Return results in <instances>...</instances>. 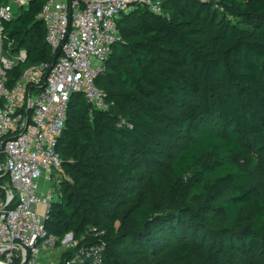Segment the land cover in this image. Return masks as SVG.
Segmentation results:
<instances>
[{"label":"trees","instance_id":"1","mask_svg":"<svg viewBox=\"0 0 264 264\" xmlns=\"http://www.w3.org/2000/svg\"><path fill=\"white\" fill-rule=\"evenodd\" d=\"M45 1L30 0L5 24L11 51L26 52L10 78L54 59L39 18ZM117 24L119 39L96 78L111 105L98 111L71 96L57 151L72 183L51 203L45 229L80 237L119 220L105 236L109 264H137L131 251L115 247L129 236L154 253L147 264H229L224 244L244 236V247L264 259V163L259 181L244 189L251 173L239 159L249 146L264 151V0H166L160 14L137 6ZM176 138L183 144L172 153ZM149 153L170 159L166 186L152 178L177 205L157 211L152 202L125 198L144 161L158 163L139 158ZM255 199L251 224L236 229ZM122 204L124 213L116 211ZM212 217L218 224L207 222ZM86 237L80 246L101 241ZM193 252H201L198 261L189 259Z\"/></svg>","mask_w":264,"mask_h":264},{"label":"built area","instance_id":"2","mask_svg":"<svg viewBox=\"0 0 264 264\" xmlns=\"http://www.w3.org/2000/svg\"><path fill=\"white\" fill-rule=\"evenodd\" d=\"M29 1L0 5V264H46L44 256L58 244L63 252L76 249L86 235L101 241L80 246L59 264H109L104 230L89 227L80 237L68 231L59 238L44 227L53 202L51 182L62 167L57 141L73 94L95 110L109 109L96 78L119 39L121 15L137 6L160 14L166 0H46L39 18L54 59L10 78L26 52L11 51L5 24Z\"/></svg>","mask_w":264,"mask_h":264},{"label":"rangeland","instance_id":"3","mask_svg":"<svg viewBox=\"0 0 264 264\" xmlns=\"http://www.w3.org/2000/svg\"><path fill=\"white\" fill-rule=\"evenodd\" d=\"M182 144L183 142L178 140L177 138L173 139L171 152L177 153L179 148L182 147ZM146 157L157 158L158 163L152 165L144 161L138 180L127 186V190L125 192V198L127 199L128 202L131 201L152 202L157 211H160L163 208L172 206L174 204L177 205L178 202L176 201L173 204L167 201V198L163 196L161 190L156 188V185L154 184L152 178L153 173H155L159 177L162 188L166 186L168 172H169L168 165L170 159L168 158V156H166L163 153L161 154L149 153V154H142L139 156V158L142 159H146ZM239 159L248 167L251 173L250 181L244 189L253 187L262 176L264 151L258 150L254 146H249L246 149L245 153L239 156ZM71 183H72V178L69 176V173H67L66 170L63 167H61L60 173L58 174L55 173L54 179L51 182L53 188L52 191L53 201H58L61 196V189L67 188V185H71ZM222 199H220L217 202H220ZM258 210H259L258 203L257 200L255 199L253 203L248 204L243 208L239 216V219L236 222L235 228L243 229L244 227L249 226L253 220L254 215L258 212ZM104 211L107 215H111L114 213V211L113 212L108 210H104ZM116 211L124 213L126 211L125 205L124 204L120 205ZM127 221L135 228H138L133 217L129 218ZM207 222L213 225L218 224L217 219L215 217L208 219ZM118 224H119V220H114L111 228H109L108 226L104 228H100V227H95V228L97 230L100 229L105 230L103 236V238L105 239V236L107 237V235H109L110 237V235H112L115 232V229L118 226ZM102 225H103V220L99 222V226ZM135 241L136 240L135 238H133V236L131 237L129 236L126 238V240H124V242H122L121 244L115 247L119 251H123V250L131 251L132 257L138 259L137 264H147L152 259L154 253L151 251H145L143 249L136 248ZM246 241L247 238H245L244 236L243 240L241 241H233L230 244L229 243L224 244L223 249L225 254L227 255L229 264H264V259L260 258L255 252L251 251L250 248L244 247ZM63 251H64L63 248L58 244L52 253L44 256L46 264L61 263ZM200 256H201V252H196V253L193 252L190 254L189 259L192 261H198L200 259Z\"/></svg>","mask_w":264,"mask_h":264}]
</instances>
